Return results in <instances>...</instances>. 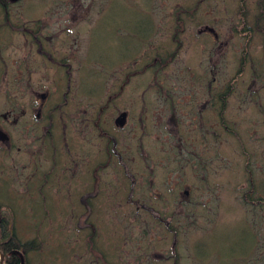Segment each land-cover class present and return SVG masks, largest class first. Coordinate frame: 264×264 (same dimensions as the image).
Instances as JSON below:
<instances>
[{
	"label": "rangeland",
	"instance_id": "1",
	"mask_svg": "<svg viewBox=\"0 0 264 264\" xmlns=\"http://www.w3.org/2000/svg\"><path fill=\"white\" fill-rule=\"evenodd\" d=\"M242 1L11 0L8 11L0 6V129L10 139V145L0 143V205L11 211L20 239L42 243L40 252H31V264H92L95 246L107 252L126 237L167 233L153 226L150 212L133 211L126 195L93 203L101 209L89 215L81 141L71 136L67 161L62 148L56 157L47 152L52 131L48 111L39 118L40 97L48 92L49 101H68L69 133L98 131L92 122L99 116L114 128L124 110L128 128L150 126L145 114L154 125L174 124V114L185 121L205 101L208 120L220 131L219 97L242 64L224 111V132L229 127L241 136L216 142L220 201L159 212L191 236L179 241L181 264H264V205L243 197L251 178L253 198L264 195V39L255 32L246 48L247 37L239 33ZM259 1H244L248 28L260 17ZM151 45L163 48L168 63L142 71L151 60L158 64ZM110 96L119 98L109 104ZM108 104V113L100 114ZM55 120L53 135L63 134L60 116ZM138 262L130 256V264Z\"/></svg>",
	"mask_w": 264,
	"mask_h": 264
},
{
	"label": "flooded vegetation",
	"instance_id": "2",
	"mask_svg": "<svg viewBox=\"0 0 264 264\" xmlns=\"http://www.w3.org/2000/svg\"><path fill=\"white\" fill-rule=\"evenodd\" d=\"M253 40L254 38L251 40L252 45ZM154 47L151 45L150 49H156ZM54 62H56L55 59L54 61L51 59V63L54 64ZM55 67L62 71L69 68L57 65ZM134 74L140 75L138 71ZM129 75L126 76V80H129ZM78 85L80 86V83ZM121 85L123 89L124 85ZM48 97L49 93L46 92L45 96L40 97L42 101L37 102L40 105L38 109L40 119L43 116L45 118L44 111H48L45 121L49 125L46 129H49L50 133L52 131V134L47 135L44 141L47 142L46 150L54 152L56 157V152L58 154L62 148L64 159L67 161L73 149L69 141L71 136L81 141L80 162L83 183H85L82 200L86 204L89 215L94 210L101 209L94 207L93 203L107 204L103 200H106L108 196L116 200L126 195L130 199V207L134 208L133 211L150 212L154 217L153 220L157 222L153 226L155 228L162 226L167 230L165 234L120 239L118 243L107 248L108 254L104 249L99 252L95 250L92 264H99L98 261L101 262L100 264H130L131 255L135 256L137 261L139 260L138 264H181V255L176 253L179 241L190 240L191 236L185 232H178V228L172 224L174 217L164 218L159 211L188 208V206H208L220 201L215 175L216 140L220 134L230 137L229 127L225 132V126H222L220 131L214 128L212 120H208L206 111L209 104L205 101L201 108L190 112V117L185 121L174 114V124L154 125L151 114H145L144 118L151 117V120L146 122L150 126L128 128L131 117H129V110H124L115 117L114 128L106 127L107 123L101 124L99 116L93 118L92 122L98 131L73 133L70 130L71 133H69L67 129L69 123L72 124L73 121L68 118L69 112L66 109L68 101L53 102L49 101ZM118 98L110 96L108 103ZM109 104L100 114L108 113L106 111ZM126 104L129 103L126 102ZM71 105L75 110L79 106L77 104L75 107L74 103ZM57 114L62 120L63 134L53 135ZM163 118L165 119L164 116ZM80 121L84 123V119ZM181 121L184 123H180ZM142 123H144L143 120ZM109 128L111 130H106ZM216 132L220 134H215ZM0 143L10 145L9 136L2 129H0ZM48 156L50 155L47 153ZM55 157L52 158L54 162ZM58 166L57 161L56 167ZM76 167L78 170V164ZM250 182L251 190L249 189L248 193L243 195L245 201L252 204L257 200L254 204L262 203L263 206L264 195L253 198L256 189L252 178ZM124 183L126 188L121 191L119 187L123 188ZM262 192L261 190V194ZM120 207L122 206H117V209ZM201 237L202 234L195 239ZM134 240L136 242L132 243ZM190 244L193 242L183 245Z\"/></svg>",
	"mask_w": 264,
	"mask_h": 264
},
{
	"label": "trees",
	"instance_id": "3",
	"mask_svg": "<svg viewBox=\"0 0 264 264\" xmlns=\"http://www.w3.org/2000/svg\"><path fill=\"white\" fill-rule=\"evenodd\" d=\"M10 1L11 0H0V6L3 7L4 11H8ZM244 1L245 0H243L241 4L239 5L240 6L239 16H241V20H242L239 26L241 27V30L239 33L242 37L244 36L245 38L247 37L246 38V48H247L251 40L254 38L253 34L255 32L258 33L260 36L262 35L264 39V25H262V23H264L263 21L264 19V0H261L257 3V5L259 6L258 12L260 14V17L257 16V19L255 20V23L253 25L254 26L253 28L251 27L248 28L246 26L247 25L246 19L248 16H247L246 7L244 6ZM210 32H212V30ZM155 48L156 49L154 50H150L149 53L156 54V56H153V59H159L160 63L156 65L157 67L155 66V64H153L150 67L158 69L159 67L164 65V62H167L166 61L167 59L162 54L163 48L161 47L160 48L155 47ZM247 49H246V52L248 51ZM246 52L244 53V55L246 54ZM150 67H147V69H150ZM242 67H243V64L241 65V68H240L241 71H239L238 74H240V72L243 71ZM238 74L236 78H234L233 83L228 84L227 89L225 91L227 93L219 97V102L221 106H220L218 113H219V118L221 120L223 119L222 124L225 127L227 126V123H225V113H224L226 106H227L225 101H226V97H228V95L230 96V89H232V87H235L236 84H238L239 82V80H237L239 76ZM229 130H230V136L233 135L232 136L233 138L235 137L237 138L238 135L241 136L234 130H231V128H229ZM215 134H220V132H216ZM223 136L220 134L216 142H218V140H220ZM91 227H92V230L95 229L94 225ZM41 247H42V243L38 239H32L30 241H23L22 239L17 238L16 231L14 229V218H13L11 211L9 209L5 210L0 205V252L5 256L4 264H31V260H29V254H31V252H40ZM95 250L99 252V251H103V248H99L95 246L93 250L94 254H95ZM0 264H2L1 260H0Z\"/></svg>",
	"mask_w": 264,
	"mask_h": 264
},
{
	"label": "bare ground",
	"instance_id": "4",
	"mask_svg": "<svg viewBox=\"0 0 264 264\" xmlns=\"http://www.w3.org/2000/svg\"><path fill=\"white\" fill-rule=\"evenodd\" d=\"M154 35H155V34H151L150 37H151V36H154ZM150 37H149V38H150ZM139 54H144V53H143V49H142L141 51H139ZM150 56L153 57V56H156V54H151ZM154 62H156V63H158V64L160 63L159 59H156ZM153 64H155V63H153V60H151L150 63L147 64V66L150 67V66H152ZM146 70H147V68H146V69L143 68V71H146ZM122 116H123V115H122ZM16 236H17V238L19 239V237H18L17 234H16ZM23 241H24V240H23ZM0 253H1V252H0ZM1 254H2V253H1ZM2 255H3V254H2ZM3 256H4V255H3ZM29 256H30V254H29ZM4 259H5V256H4Z\"/></svg>",
	"mask_w": 264,
	"mask_h": 264
},
{
	"label": "water",
	"instance_id": "5",
	"mask_svg": "<svg viewBox=\"0 0 264 264\" xmlns=\"http://www.w3.org/2000/svg\"><path fill=\"white\" fill-rule=\"evenodd\" d=\"M0 260L2 261V264H4L5 263V261H4V256L0 253Z\"/></svg>",
	"mask_w": 264,
	"mask_h": 264
}]
</instances>
